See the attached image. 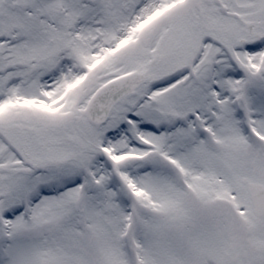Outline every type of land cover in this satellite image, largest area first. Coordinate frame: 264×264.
I'll list each match as a JSON object with an SVG mask.
<instances>
[{"label": "snow or ice", "instance_id": "obj_1", "mask_svg": "<svg viewBox=\"0 0 264 264\" xmlns=\"http://www.w3.org/2000/svg\"><path fill=\"white\" fill-rule=\"evenodd\" d=\"M0 264H264V0H0Z\"/></svg>", "mask_w": 264, "mask_h": 264}]
</instances>
